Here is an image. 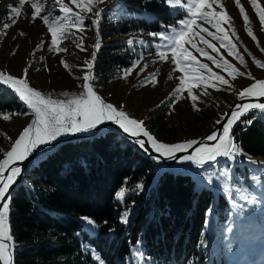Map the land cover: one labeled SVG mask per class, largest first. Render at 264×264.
Returning <instances> with one entry per match:
<instances>
[{"label": "trees", "instance_id": "16d2710c", "mask_svg": "<svg viewBox=\"0 0 264 264\" xmlns=\"http://www.w3.org/2000/svg\"><path fill=\"white\" fill-rule=\"evenodd\" d=\"M120 5L127 7L121 11ZM108 11L118 14L116 23L108 26L112 34L155 33L161 31V22L170 25L182 18L157 0H117ZM113 51L108 47L100 52L109 57L97 60L96 72L109 68L101 64L121 69L131 65ZM24 111L16 94L0 88V113ZM248 120L253 122L234 126L235 141L249 156L264 157V119L251 112L241 119ZM167 124V117L161 115L147 128L159 140L170 141L174 128ZM138 184L144 185L142 191L136 189ZM123 188L127 195L121 203L116 193ZM132 201L137 204L135 216L123 225L117 217ZM215 204L226 205L223 194L216 196L206 184L197 187L190 175L153 163L117 132L65 143L33 166L14 191L9 217L16 244L14 262L99 264L81 248L83 242L108 264L125 259L133 245L154 264H186L198 254L208 221L206 209ZM82 216L100 223L94 236L82 230Z\"/></svg>", "mask_w": 264, "mask_h": 264}, {"label": "snow or ice", "instance_id": "6c2138e0", "mask_svg": "<svg viewBox=\"0 0 264 264\" xmlns=\"http://www.w3.org/2000/svg\"><path fill=\"white\" fill-rule=\"evenodd\" d=\"M76 6L78 11H73L72 7L62 3V0H55V3L60 4V16H53L51 12L44 14L45 9L41 7L39 0H31V21L35 22L37 19L47 27V32L50 33L51 46L49 51L67 52L66 48H57V42L67 39H78L80 43L76 45L80 50H85L83 47V36H76V33L71 31L77 29L83 32L85 29V20L88 18L81 13H92L93 8L98 3H104V0H70ZM151 0H145V3H150ZM158 3L175 11L177 15L183 13L182 19L178 20L175 25H165L160 23L161 31L155 33H148L150 37L157 40H165L166 43L159 45V50L156 55L162 62L170 60L171 65H174L173 73H176L178 81L177 86L173 90V94H169L161 105L167 106L170 110L175 109V105L181 99V94L184 100L190 102L191 108L199 112L198 107L199 96L194 94V89L202 90V95H208V88L221 90V85L229 86V79H226L222 72H227L228 75L235 79L236 77H247L253 82L243 87L239 93L238 98L243 101L247 98L264 97V79H258L250 71L242 72L233 63L229 62L220 52V48L211 40L217 41L220 47L226 49L227 55L233 57L238 63L245 68L247 63L244 56L238 50L236 44L229 37L227 31L222 27V23H228L231 27V18L228 16H220L219 13L213 10V5L219 3V0H157ZM239 12L245 22L247 28L249 16L245 12V8L240 6V0H235ZM251 6L255 9L256 15L260 21L262 30H264V7L257 4V0H250ZM26 0H17L15 6H9V16L7 19L11 20V24L4 23L0 27V35H7V30L18 23V18L21 15V9L24 7ZM116 6V0H112ZM121 11L126 9V5L119 6ZM104 9H99L94 13V19L91 21V27H94L97 34L100 31V25L103 19ZM197 21H202L209 27H204L203 24H197ZM194 26L198 31H194ZM223 33V35H221ZM206 34V35H205ZM247 34L253 41L259 42L256 35L253 34L251 28H247ZM19 36H25L23 31L18 33ZM232 35H236L234 29ZM206 37H211V40ZM16 39V37H13ZM135 43L143 45L145 41H134L129 39L126 44L131 47ZM42 41L38 48L43 47ZM202 44L203 47L199 46ZM101 47L100 43L94 45V51L91 54V59L85 61L87 71L82 76L83 83L79 85L81 91L79 94H72L67 91L63 92V96L67 99H56L51 94H44L42 91L30 86L28 79L29 68L23 69V75L20 77L13 76L0 72V86H5L18 96L19 101L27 109L24 112H15L11 115L30 116L31 119L26 126L23 127L19 135L12 141L10 150L3 152V159H0V264H13L14 251L16 244L11 235L9 217L10 204L12 201V193L9 191L11 186L22 176L24 168L23 163L27 161L38 167L40 163L44 162L49 152L55 151V146L62 137L75 136L79 134H103L110 129L106 125H114L118 128L125 139L137 147L143 154L157 165H166L170 162L178 165L189 164L191 168H177L174 171L190 175L197 187H204V184L211 185L213 183L212 177H206V166L215 168L220 164V159L223 158L225 163L221 167V173H229L233 170L236 164H252L255 165L259 172H264V161L253 160L248 154L244 153L242 147L235 141L232 130L237 121L250 125L253 121H241L240 118L252 110L264 115V103H239L232 108L230 113H223L215 123L220 125V128L214 130L207 136L197 139H189L186 141H178L174 143H167L159 140L152 134L144 124L143 120H138L130 116L124 110V105H114L107 102L101 95L98 94L93 81L97 78L94 75L95 62L97 53ZM195 50L201 57H204L208 62H202L193 54ZM208 50H211L210 52ZM264 51V49H261ZM245 51H248L245 47ZM170 53V56H169ZM16 53L13 52V55ZM253 62L260 69H264V62L257 59L251 52H248ZM42 59V58H41ZM143 60V53H140L137 59L131 62L128 68L123 69V75L126 78ZM155 63V61H153ZM219 69L220 71H214ZM67 69L69 65L64 63ZM145 64L140 69L142 74L147 68ZM38 70V69H36ZM158 73L153 72L142 80V86L152 85L155 87V81ZM169 79L172 75L169 74ZM161 105H157L160 107ZM4 121L10 120L9 114H3ZM11 140V137H6ZM211 142V143H209ZM34 153H38L34 155ZM30 157L32 159H30ZM243 158V159H241ZM195 169V170H193ZM160 171L163 168L159 169ZM262 195H264V176L260 177ZM143 184H138L136 189L142 191ZM118 200L125 198L123 190L116 193ZM248 200L247 197H245ZM255 210L257 206L264 212V199L259 196H253L248 200ZM135 205L136 202L132 201ZM239 212L243 213L247 209L243 205L238 206ZM212 212V208L206 209V215ZM131 209L126 208L122 211L117 220L123 225L131 223ZM82 222V230L87 232L90 236H94L96 231L100 228V223L95 221L92 217H80ZM103 224H108V221H103ZM207 226V221L205 223ZM115 228H109V232H114ZM79 236L80 233L77 232ZM140 244L141 241H137ZM202 245L204 242H201ZM81 248L84 251L90 252L93 259L99 260V256L94 248H91L85 243H81ZM133 256L139 261H146V257L136 248ZM192 264V262H189Z\"/></svg>", "mask_w": 264, "mask_h": 264}, {"label": "rangeland", "instance_id": "374dc122", "mask_svg": "<svg viewBox=\"0 0 264 264\" xmlns=\"http://www.w3.org/2000/svg\"><path fill=\"white\" fill-rule=\"evenodd\" d=\"M39 3L45 9L44 14L51 12L53 16L61 15L59 11L61 5L55 3V0H39ZM62 3L72 7L73 11L79 10L70 0H62ZM16 4L17 0H0V27L4 23L11 24V20L7 19L9 6H15ZM257 4L260 7H264V0H257ZM30 5L31 0H26L24 7L21 9L18 23L7 30V35H0V72L20 77L23 75V69L32 65L28 72L30 86L46 95L51 94L53 98L67 99L62 95L63 92L67 91L71 96L72 94H79L81 91L79 85L83 83L82 76L87 71L85 61L91 59L95 44H101L96 60L109 57L107 55L101 56L100 54L102 50H107L108 47L114 49L112 55L120 54L130 62L137 59L140 53H143V60L126 78L123 75V69L119 66L101 64L109 68L98 72L94 70V75L97 79L93 83L96 90L107 102L114 105H124V110L131 117L143 120L146 127L151 125L161 115H165L167 117V125L174 128V136L170 141L163 140L164 142L186 141L197 139L204 135L216 125L215 122L220 119L221 114L226 113L236 101L239 91L253 82L246 76L232 79L227 72H222L221 74L226 79H229L231 87L221 85V90L219 91L214 88H208V95L206 96L201 94L202 90L194 89V94L199 96L198 107L201 109L199 112L194 111L190 106V102L183 99L186 93L181 94V99L175 105V109L170 110L167 106L161 105V102L165 101L169 94H173V90L178 84L177 74L173 73L174 65H171L170 60L162 62L156 55L159 45L166 43V41L154 39L142 32L112 34V30L108 26L115 24L118 16L117 13L108 11L109 7L113 5L112 0H104V3H98L93 8L92 13H81L88 17L85 20L84 31L80 32L77 29H72L71 31L75 32L76 36H83V47L85 50L82 51L76 47L80 43L78 39L58 41L57 48H66L68 49L67 52L49 51L51 46L50 33L47 32V27L41 20L37 19L34 23L30 22L33 11ZM240 6L245 8V12L249 16L247 28H251L253 34L256 35L259 47L257 42L248 36L245 22L235 0H219V3L213 5V10L219 13L220 16L231 18V27H229L228 23H222V27L225 28L229 37L244 56L247 63L246 68L240 65L233 57L228 56L226 49L220 47L217 41L211 40V37L206 38L215 43L224 57L240 71H250L258 79H264V69L258 68L251 56L248 55V52H251L257 59L264 62V51L261 50L264 49V30H262L250 0H240ZM99 9H104L105 11L99 34H97L95 28L91 27V21L95 18V11ZM171 12L173 15H177L174 10ZM181 17L184 18L183 13H181ZM197 24H203V22L197 21ZM203 26L215 31L207 24H203ZM233 29L239 39L232 35ZM193 30L198 31L195 26ZM21 31L26 33V35L19 36L18 33ZM13 37H16V39H13ZM129 39L134 41L143 40L145 43L143 45L135 43L129 47L126 44ZM42 41L44 42L43 47L38 48L37 46ZM199 46L203 47L202 44H199ZM245 47L248 51H245ZM192 51L202 62H208L204 57L196 53L194 49ZM208 51L210 52L211 50ZM13 52L16 54L13 55ZM64 63H67L69 68L66 69ZM145 64H148L149 67L138 75ZM97 65L98 63H96ZM210 66L213 67L214 71H220L211 64ZM153 72L158 73L154 82L156 86L153 87L151 84L142 86V80ZM169 74L172 75V79L168 78ZM0 88L7 89L5 86H0ZM157 105L161 106L157 107ZM251 112L256 117H264L258 110H252ZM3 114H9L11 116L10 120L4 121L2 118ZM11 114L0 113V149L3 152L10 150L12 141L31 119L30 116ZM6 137H11L12 139L8 140ZM3 152H0V159H3ZM250 157L256 161H264L262 156ZM224 163V159L221 158L217 167L206 166V177H212L213 183L211 185L205 184L213 188L216 196L220 193L223 194L226 205L221 207L215 204L212 212L208 214L207 226L202 239L204 244L200 243L198 254L189 262H192V264H264V212L260 210L259 206L252 211L253 206L248 203V200H251L253 196H259L264 199V195H262L260 190V177L264 176V172H259L256 166L252 164H236L231 172L221 173V167ZM188 166L189 164H184L179 165L178 168H188ZM160 167L165 166L162 165ZM121 190L125 192L126 197L125 188L119 191ZM116 200L122 203L125 198L118 200L116 197ZM240 205H243L247 210L243 213L239 212L238 206ZM136 206L137 204L129 207L132 212L131 221L135 216ZM136 248L140 249L138 245H133L130 254L125 259H116L109 264H154L149 258L141 262L134 257L133 253ZM97 255L100 258L96 260L99 264H108L98 253ZM189 262L186 264H189Z\"/></svg>", "mask_w": 264, "mask_h": 264}, {"label": "water", "instance_id": "95a60500", "mask_svg": "<svg viewBox=\"0 0 264 264\" xmlns=\"http://www.w3.org/2000/svg\"><path fill=\"white\" fill-rule=\"evenodd\" d=\"M96 63H97V60L95 62V67H96ZM95 70V68H94ZM98 92V91H97ZM99 95H101L99 92H98ZM102 96V95H101ZM103 97V96H102ZM104 98V97H103ZM253 102H261V103H264V97H260V98H247L243 101H241L239 98L236 99V101L231 105V107L226 111V113H230L232 108L235 107L236 104H239V103H253ZM250 112H248L246 115H248ZM245 115L241 116L240 120L244 117ZM239 121H237L238 123ZM236 123V124H237ZM235 124V125H236ZM234 125V126H235ZM106 128L110 129L109 131H114V132H117L119 133L124 139L125 137L120 133V131L118 130V128L114 125H106L105 126ZM220 128V125L216 124L212 129H210L208 132H206L204 135H202L201 137L199 138H203L205 136H207L208 134H210L211 132H213L214 130ZM109 131H106L105 133L103 134H99V135H93V134H79V135H75V136H66V137H62L58 143L56 144L55 146V150L58 149L61 145L65 144V143H69V142H74V141H78V140H89V139H93V138H96V137H99V136H102L104 134H106L107 132ZM126 140V139H125ZM127 141V140H126ZM128 142V141H127ZM129 144H131L133 147H135L132 143L128 142ZM211 143V142H209ZM138 151H140L137 147H135ZM141 152V151H140ZM51 153V152H49ZM48 153V154H49ZM143 154V152H141ZM38 153H34V155H36ZM144 155V154H143ZM30 159H32L30 157ZM33 167V164H30L28 163L27 161H25L23 163V168H24V171H23V174L21 177H19L17 179V181L11 186V188L9 189V191L12 193V197H13V194H14V191L24 182L25 178H26V175L30 172V170L32 169ZM165 167L170 170V171H174V169H177L179 167L178 164L176 163H173V162H170V164H166ZM15 253H14V257H13V264H15Z\"/></svg>", "mask_w": 264, "mask_h": 264}, {"label": "bare ground", "instance_id": "6f19581e", "mask_svg": "<svg viewBox=\"0 0 264 264\" xmlns=\"http://www.w3.org/2000/svg\"><path fill=\"white\" fill-rule=\"evenodd\" d=\"M261 119H264V117H260ZM234 128V127H233ZM163 166H165V165H163ZM191 167H193V166H191V165H189L188 166V168H191Z\"/></svg>", "mask_w": 264, "mask_h": 264}]
</instances>
